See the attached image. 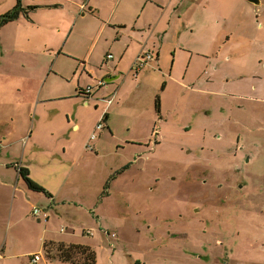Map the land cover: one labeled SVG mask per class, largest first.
Instances as JSON below:
<instances>
[{"label": "rangeland", "instance_id": "1", "mask_svg": "<svg viewBox=\"0 0 264 264\" xmlns=\"http://www.w3.org/2000/svg\"><path fill=\"white\" fill-rule=\"evenodd\" d=\"M256 1L198 0L202 17L196 7L186 14L195 0H169L158 16L156 5L144 10L146 0H0V18L21 5L32 19L22 13L0 28V132L11 139L0 137L4 147L11 144L0 151V164L26 165L58 198L68 192L65 173L79 178L67 182L76 189L65 201L81 204L77 194H84L74 226L95 234L83 242L97 264H264V0ZM138 15L153 25L146 36L158 39L161 64L110 83L106 98L121 92L113 131L99 132L96 152L87 151L96 113L84 111L64 156V139L38 122L51 105L36 110L38 104L63 88L73 91L82 72V83L91 82L80 57L92 55L88 69L96 77L113 67L101 59L110 53L116 63L129 43L122 61L128 70L143 49L134 36L144 33L131 27ZM186 22L191 28L183 31ZM29 96L34 105L17 106ZM28 193L41 215L55 207L47 195ZM13 200L0 196V248L21 255L47 224Z\"/></svg>", "mask_w": 264, "mask_h": 264}, {"label": "crops", "instance_id": "2", "mask_svg": "<svg viewBox=\"0 0 264 264\" xmlns=\"http://www.w3.org/2000/svg\"><path fill=\"white\" fill-rule=\"evenodd\" d=\"M168 1L169 0H162V1L146 0V5L144 7V10L148 9L150 7L154 8L153 5H156V6H158V8H154V9L157 12L156 16H158V14H159L158 12H159L160 8L163 7L164 4L168 3ZM195 2H194L195 4H193L192 6H190L188 8L186 14H188L189 11L192 10L193 7H196V9H194V11L197 12V14L201 13L199 15H202V17H203L205 15V9L203 8L204 4L199 3L198 0H195ZM169 5L171 7L173 5V2H171ZM180 7L181 6H179V8ZM80 8L81 9L85 8L84 3L83 4L80 3ZM92 8L96 9L95 7H92ZM167 12L162 14L161 16L164 18L166 16ZM174 16H175V14H173L172 18H174ZM110 17H111L110 23H111V25H113L112 24L113 17L112 16H110ZM154 17H155V15H153L150 18L153 19ZM28 20L30 22H32L31 17ZM183 25H184L183 31L191 28V22H186V24L184 23ZM109 27H110V25H109ZM131 27L133 30L141 31L142 33H144V35L140 34V35L134 36L136 39L141 38V40L143 42V43H141V49H142V47H143V49L132 55V59L130 60L131 65H130V68L128 70H124L122 68V61L132 46V44H129V43H126L124 50H122V49L119 50V53H118L119 57H118V61L116 63H114V60L116 59V57L110 53L109 54L107 53L105 60L101 59V61H100L101 64H103V63L108 64V63L112 62L110 64L113 65V67H111L110 70L108 72L104 73L103 75L97 74L96 77H93V74H91L90 69H88V67H91L90 66L91 57H92L91 54L87 55L85 57H80L84 69L87 71L89 78H91V82L87 80L86 83H82L83 81L81 80V78L83 77V74H84V72H82L83 74L79 75L77 84L75 85V89L73 91L69 90V88L67 90L65 88H63V90H61L60 93H58L56 95H53V93H52L49 97H46L44 100H42V102H40L38 104V107L36 110L43 108V107H46L47 105H51V106H48L45 111L41 112L40 119L38 120V122L41 124L46 122L45 125L48 126V127H46L47 129H49L55 136L60 137L61 139H64L65 143H64L63 147L61 148L64 156L67 155L68 153H71V150H73V145L71 144V141H70V139H71L70 133H71V131H73L75 133L80 132L81 126H83V120H84V117H83L84 113L83 112L88 111V109L90 112V111H92L90 108H95L96 114L94 116V122L92 123V128L90 130V132L92 130L95 132L97 125L99 124L100 121H102L104 114L107 110L106 109L107 105L104 103L103 99L106 98V95L108 93L112 92L109 89V87H111L112 85L109 86L110 83H108L105 88L96 90L92 95H87L85 93V90L89 86L96 85L98 83V81H100V80H106V79L115 78V77H119V79H117L114 82L120 81L122 79V77L124 76L123 73H126L127 71H128L127 72L128 77H130L129 75L132 74L133 77H135V79H138L141 76V74H142V76L144 75L145 71L156 68L155 65L157 66V65L161 64V49L158 50V48H159L158 39H153L154 36H151V37L146 36V33L151 31L153 25L148 23V22L142 23L141 16L138 15L137 20L135 21V23H133V25ZM159 27H160V24H158V27L157 26L154 27V30H156L155 32H157L159 30ZM171 27H172V25L170 24L167 29H163L161 31L162 37H161V39L159 38L161 43H162V40L165 39L164 34L166 36V34H168L169 30L171 29ZM113 28H115L116 30H121V29H125L128 27H125V26H118L117 27L114 25ZM194 30L195 29L193 28V32H194ZM201 32H204V29H201ZM115 40L116 41H114V42H116V43H120L122 41V39L119 41L118 35L117 36L115 35ZM134 42H135V40L132 39V43H134ZM184 48H189V47L185 46ZM145 50L151 51L154 54V57H155L154 61L152 62L151 67H148L147 69L141 71L140 72L141 74L139 73L137 76H135V74L132 72L133 64L135 63L138 55ZM192 50H194V49H192ZM198 52H201V51L198 50ZM109 55H112L113 59H108ZM74 56H76V55H74ZM176 63H177V58L172 63V69L173 70L175 69ZM32 75H34V73H32ZM74 76H76V75H74ZM20 92H22V90ZM22 94H23V92H22ZM115 94H116V97H115L114 103L112 104V106L109 107V109L107 111V115L105 116V120H104L105 128H104V130L108 129L110 131H113L112 129H113L114 121H113L112 111L114 110L116 104L118 106L115 110H117L119 107H121V103H119V101H121V96H120L121 92L119 91V89L115 91ZM36 102H37V99L34 98V96H32V97L29 96L28 98H24V100L20 104H17V106L27 109L28 107H31V105H34ZM157 106L158 105H156V108H157ZM47 110H51V111H47ZM160 111H161V105L159 104V112ZM51 112H53V113H51ZM104 130L100 131V134ZM153 133H156V132H153ZM0 134H1L0 137L2 136V139L4 141H6L7 143H9L11 141V139L9 140V136L5 132H0ZM98 134H99V132H98ZM7 139L9 141H7ZM88 139H89V137H88ZM132 142H133V144L143 143L142 141H138V142L132 141ZM126 143L129 144L131 142L127 141ZM154 143H156V142L154 141ZM0 144L2 145V148L0 149V151L3 150L4 148H7V149L11 148V144H7V145H5V147L1 141H0ZM95 152H91V153H95ZM64 160L67 161L66 163L71 164V169L76 167L78 164V160H77V158H74V156L65 157ZM3 162H5V161L3 160ZM21 168L27 169L30 173V177L32 176L31 170L29 168H27L26 165L19 164V163H15V164L3 163V164H0V196L2 198H6L10 202H11V198L14 196V200H13V204H12L13 207L21 208L22 206L25 205L27 208H32V212H33V210H34L33 209L34 207L32 206V197L33 196L31 197L29 195V193L27 194V187L23 183L22 178L20 176ZM71 177H74V176L68 175L67 173H65V175L63 176L65 185H64V183L62 185H64L63 188H66L68 192L63 191V194H65V195H63V197H59V198L57 197V195L52 190H50L48 192V189H46L41 184L36 182L37 184L42 186L49 193L47 195L48 202L50 203L51 206H53V205L55 206V207H52L51 210L50 209L49 210L43 209L44 212L46 213L47 217H48L47 221H46L47 218L44 217V214L37 217L39 219L45 218V223L47 224L46 225V231H43L40 235L32 236L33 245H31V248L29 250L25 251V253H23L21 255L19 253H15V252H13V253L10 251L8 252V249L5 246L3 248H0V263L1 264H20L18 261H20L21 258L27 260V264H31V257L35 254H39V253L43 252V246H44L45 242H59V243H65L68 245L73 244V245H82V246L92 247L91 244L90 245L88 243L84 244L83 241L88 240V238H90L91 236H94L95 234L90 235V237H89V235L85 234V231H87L86 228H84L82 226L81 227H79V226L75 227L74 226V222L76 221V219H75L76 214L80 211L79 209H82V206L84 205L83 204V201L85 199V196H83L84 194H82V195L77 194V196L79 198H81V201H82L81 204H78L76 202H74V204L72 202L66 203V201H65V199L69 196L75 197V195L72 194L74 192L72 190H74L76 188L73 186L69 187L67 184V182H69V179ZM78 179L79 178L74 177L73 180H75L77 182ZM76 185H78V184L76 183ZM77 187H79V185ZM42 199H44V198H41V200ZM71 199H72V197H71ZM90 202L91 201H89V207H88L89 214L93 212V210L91 209L93 203L91 205ZM16 203H18V204H16ZM34 217H36V216H34ZM51 219L56 222V224H55L56 227H54L53 225L50 224L52 222ZM39 226H40V224H39ZM16 227H17V224H16ZM63 228H65V232H62ZM66 230H68V231L66 232ZM7 246H8V244H7ZM15 247H16V243H12V248H15ZM42 264H65V263H61L59 261H46V259H43Z\"/></svg>", "mask_w": 264, "mask_h": 264}, {"label": "trees", "instance_id": "3", "mask_svg": "<svg viewBox=\"0 0 264 264\" xmlns=\"http://www.w3.org/2000/svg\"><path fill=\"white\" fill-rule=\"evenodd\" d=\"M32 9L35 8H30V10ZM22 13L25 14L26 18H30L29 12H26L20 5L15 10L8 12L5 16L0 18V28L18 20ZM157 110L159 111V105L157 106ZM20 176L28 190L45 195L49 194L42 186L31 179L27 169L21 168ZM108 187L109 184L105 187L104 196L108 195ZM42 253L44 258L45 254L47 255L49 261H59L65 264H97V254L95 250L87 246L45 242Z\"/></svg>", "mask_w": 264, "mask_h": 264}, {"label": "built area", "instance_id": "4", "mask_svg": "<svg viewBox=\"0 0 264 264\" xmlns=\"http://www.w3.org/2000/svg\"><path fill=\"white\" fill-rule=\"evenodd\" d=\"M154 54L151 51H143L141 52L135 63L133 66V70L135 71V76L138 75V73H140L141 71L147 69L148 67H151L152 62L154 61ZM108 59H113L112 55L108 56ZM107 86V83L104 80H100L98 81V83L96 85L93 86H89L86 90L85 93L87 95H92L96 90L105 88ZM116 94H113L107 98H104L103 101L104 103L107 105V110L104 114V117L102 119V121H100V123L97 125L95 132L92 134L89 143L87 144V150L90 152H94L95 151V146L93 145V141L98 140V132L104 130L105 128V124H104V120H105V116L107 115V111L109 109L110 106H112V104L114 103ZM34 216L39 217L41 216V211L38 209H34L33 212ZM44 217L47 218L46 214H44ZM62 232H65V228L62 229ZM90 235H93V233L91 231L87 232ZM44 255L43 253H39V254H35L31 257V264H42Z\"/></svg>", "mask_w": 264, "mask_h": 264}, {"label": "water", "instance_id": "5", "mask_svg": "<svg viewBox=\"0 0 264 264\" xmlns=\"http://www.w3.org/2000/svg\"><path fill=\"white\" fill-rule=\"evenodd\" d=\"M249 2H251V3H254V4H256L257 3V1L256 0H248ZM117 79H119V77H115V78H110V79H106V80H104L107 84L108 83H112V82H114V81H116Z\"/></svg>", "mask_w": 264, "mask_h": 264}, {"label": "flooded vegetation", "instance_id": "6", "mask_svg": "<svg viewBox=\"0 0 264 264\" xmlns=\"http://www.w3.org/2000/svg\"><path fill=\"white\" fill-rule=\"evenodd\" d=\"M133 73H135V72H133Z\"/></svg>", "mask_w": 264, "mask_h": 264}]
</instances>
